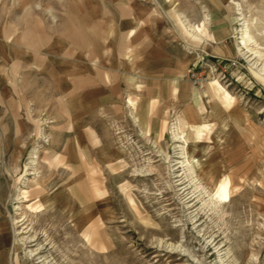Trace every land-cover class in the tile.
<instances>
[{
	"label": "rangeland",
	"instance_id": "obj_1",
	"mask_svg": "<svg viewBox=\"0 0 264 264\" xmlns=\"http://www.w3.org/2000/svg\"><path fill=\"white\" fill-rule=\"evenodd\" d=\"M105 1L0 0V31L67 47L75 15L76 74L87 62L97 79ZM147 1L165 23L178 11L188 25L219 23L240 62L221 82L233 100L206 83L201 104L144 133L112 99L101 118L92 86L84 108L71 96V109L91 111L74 135L58 126L67 52L51 76L0 68V264H264V0Z\"/></svg>",
	"mask_w": 264,
	"mask_h": 264
},
{
	"label": "crops",
	"instance_id": "obj_2",
	"mask_svg": "<svg viewBox=\"0 0 264 264\" xmlns=\"http://www.w3.org/2000/svg\"><path fill=\"white\" fill-rule=\"evenodd\" d=\"M105 6L110 8L107 7L100 18V31L105 33L104 36L100 34L102 40L97 79L93 78L90 71L92 65L87 62L83 67L79 65L78 69L83 72L76 74L75 30L78 26L75 15L67 17L66 26L71 34L68 36L67 47H61L63 50L52 45L54 41L51 37L50 43H37L32 37L29 39L21 33L20 41L12 44V39H9L11 35L0 31V68L9 70L10 77L19 76L22 79L34 71H40L43 77L54 70L55 64L58 65L54 59L56 55L67 52V62L62 65L73 73L66 75L67 90H61L67 93V96H63L66 103L63 117L66 119L58 126H66L68 132L74 135H80L81 132L86 134L87 126L83 119L91 115V111L87 113L84 109H71L70 99H75L77 91L82 96L84 108L91 101L90 88L97 86L101 118L108 117V101L112 99L121 109L122 115L134 118L141 124L142 131L148 133L156 118L167 119L172 111L180 112L188 106L196 107L202 103L201 89L186 79L187 69L194 61L196 52L223 58L234 57L236 53L231 41L221 39L218 21V24H214L212 20L208 27L200 22L188 25L183 20L185 14L178 11L175 22L165 23L157 17L160 15L156 14L155 7L147 0L105 1ZM238 50L243 52L239 40ZM83 55H89L91 62L97 60V56L92 57L88 49H84ZM208 85V93L213 98L221 97L227 105L231 103L233 97L224 85L218 81ZM77 86L80 87L78 90ZM72 102L74 104L75 101ZM181 116L178 114V117ZM207 127L208 124L199 127L198 134ZM79 129L83 131L78 132ZM176 136L174 130V138ZM76 142H72V148L83 149Z\"/></svg>",
	"mask_w": 264,
	"mask_h": 264
},
{
	"label": "built area",
	"instance_id": "obj_3",
	"mask_svg": "<svg viewBox=\"0 0 264 264\" xmlns=\"http://www.w3.org/2000/svg\"><path fill=\"white\" fill-rule=\"evenodd\" d=\"M240 64L236 58H223L205 52H196L186 76L196 86L204 88L206 83L218 80L229 81L231 70ZM227 79V80H226Z\"/></svg>",
	"mask_w": 264,
	"mask_h": 264
},
{
	"label": "bare ground",
	"instance_id": "obj_4",
	"mask_svg": "<svg viewBox=\"0 0 264 264\" xmlns=\"http://www.w3.org/2000/svg\"><path fill=\"white\" fill-rule=\"evenodd\" d=\"M248 33H249L248 31L244 32L242 37H241L240 45H241L242 49H245L247 47V43H248V40H249V34H250V33L249 34ZM213 81H218V80H213ZM218 82H220V81H218Z\"/></svg>",
	"mask_w": 264,
	"mask_h": 264
}]
</instances>
